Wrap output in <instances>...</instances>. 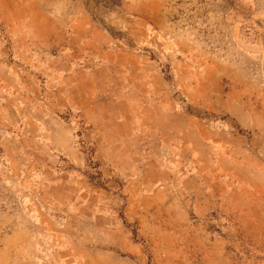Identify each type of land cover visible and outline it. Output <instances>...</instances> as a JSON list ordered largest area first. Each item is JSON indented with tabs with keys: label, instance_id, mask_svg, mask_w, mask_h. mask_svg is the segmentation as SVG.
Here are the masks:
<instances>
[{
	"label": "rangeland",
	"instance_id": "obj_1",
	"mask_svg": "<svg viewBox=\"0 0 264 264\" xmlns=\"http://www.w3.org/2000/svg\"><path fill=\"white\" fill-rule=\"evenodd\" d=\"M149 152L211 201L156 251ZM0 264H264V0H0Z\"/></svg>",
	"mask_w": 264,
	"mask_h": 264
},
{
	"label": "crops",
	"instance_id": "obj_2",
	"mask_svg": "<svg viewBox=\"0 0 264 264\" xmlns=\"http://www.w3.org/2000/svg\"><path fill=\"white\" fill-rule=\"evenodd\" d=\"M133 159L135 158L130 160V168L134 174L139 173L140 175L129 180L130 182L125 186V193L130 200L134 198L133 196L138 190L140 191L138 195L141 208L140 216L143 218L145 211L147 223L133 226L150 241L154 250H159L158 248L164 244L169 247L174 242L177 243L179 235L183 234V231L185 237L188 230L199 231L201 228L199 225H190L189 211L203 217L209 210L211 201L209 200L210 195L206 194L195 175L188 173L186 167L183 168L182 165L176 174L166 170L151 152L139 161ZM171 175H177L180 183H176L179 184L181 194L188 196L186 199H181L178 195V200H175L174 197L177 193L172 190L175 181L172 180ZM160 179L163 181L168 179L164 182V188H160L162 185ZM161 209L164 210V213L160 215L159 210ZM151 216L155 218V221L149 220Z\"/></svg>",
	"mask_w": 264,
	"mask_h": 264
}]
</instances>
